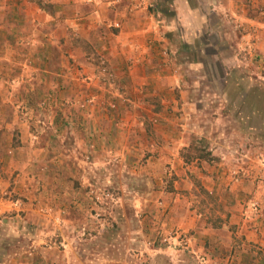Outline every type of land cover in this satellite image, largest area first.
I'll list each match as a JSON object with an SVG mask.
<instances>
[{
    "label": "rangeland",
    "instance_id": "rangeland-1",
    "mask_svg": "<svg viewBox=\"0 0 264 264\" xmlns=\"http://www.w3.org/2000/svg\"><path fill=\"white\" fill-rule=\"evenodd\" d=\"M123 1L94 28V0H0V264H264L261 246L207 238L221 203L264 221V54L244 48L264 0H126L167 43L130 54ZM182 1L196 19L180 25Z\"/></svg>",
    "mask_w": 264,
    "mask_h": 264
},
{
    "label": "crops",
    "instance_id": "crops-1",
    "mask_svg": "<svg viewBox=\"0 0 264 264\" xmlns=\"http://www.w3.org/2000/svg\"><path fill=\"white\" fill-rule=\"evenodd\" d=\"M21 2H22V0H21ZM67 2H69V0H67ZM94 2L96 3L95 6L97 8L90 7L89 13H92V14L84 16V19H90L89 20V21H91L90 24L92 22L93 23L97 22V19L103 20L104 18L109 17L107 14H105L104 11L106 9V6L110 5L111 2L113 3V0H94ZM125 2H127V1L124 0L122 2V4L118 5L116 10L114 11L116 14L118 13L119 17H123V24L126 25L128 28H130L129 35H127L128 33H126V34L124 33L123 35L119 36V38H118V40L121 41L122 43H125V41H127L125 51L128 54L135 53V51H139V53L142 52L143 41L147 37H151V35L155 34L156 32L157 33L155 35H159V34L162 35V37L160 35V38H159V42H160V40L162 42H161V44L159 42H157L154 50L156 51L157 46L162 47V46H164V44H167L166 41L163 39V34H162V29H161V28H163V25L160 24V26H159L160 21L153 19L151 15L140 13V11L139 12L131 11L129 5H126ZM19 4H21V3H19ZM233 4L229 0L226 2V6H224V8H227L229 5L233 6ZM174 9H175V16H176L175 24L183 25V20L185 21L189 15L192 16L193 20L196 19V16H194V12L192 13V11H194L193 8L188 7L187 4L183 1L181 4L175 6ZM94 14H97L98 17H93L92 15H94ZM154 20L156 21L155 25H154V23H155ZM99 21L100 20H98V22ZM93 23L91 25H94ZM166 23H169V22H166ZM163 24L165 25V22ZM88 26H90V25L88 24ZM96 26H98V25L95 24L93 27L96 28ZM5 30L6 29L1 30V33H4ZM89 32L87 33L88 34L87 39H85V40L86 41L91 40L93 43L95 41L92 39V35L95 32V30L91 29ZM127 36H129V37H127ZM253 37H254L253 39H250L251 42L249 43V45H247V47H244V48H246L245 50L253 53L254 56L264 54V28H262L261 31L259 33L255 34ZM96 42L98 43V45H97V47H98L99 46L98 40H96ZM239 45H242V44H239ZM105 47H106V49H104ZM103 49H104V52L106 54H108V56H109L110 66L116 67V68L119 67V65H121L120 57L119 56H112L111 53L109 52L110 50L108 49V45L104 46ZM145 82H144V85H139L140 83H138V82L135 83L133 81V79L130 77L129 82H127V85L131 89L132 88L138 89L139 90L138 94H141L144 96L152 88H154V85L150 81L147 83H145ZM142 86H144V87H142ZM142 91H143V93H142ZM115 101H117V100H115ZM102 104L104 105V103H102ZM115 110H116V112H114V115H120V113L124 110V106L123 107L118 106V107H116ZM117 110H118V112H117ZM110 112H112V111H110ZM104 115L107 117L106 118L102 117L101 121L103 122V124H106L110 128L111 122H112V120H110V119H117V117H113L112 115H106V114H104ZM3 132H4V130H3ZM174 163H175L174 173L176 175L182 174V172H184V170H182V168H180L181 167L180 165L176 164V161ZM173 188L175 189L176 187H173ZM181 188H184V185H181ZM231 188H233V187H230V189ZM190 208H192L194 210V211H191V212H193V215H195L194 218L191 217L192 215L189 212L190 220L194 219L192 221L194 226L197 224H200V225H202L203 223L206 224L207 218H211V217H209L210 214H208L206 211H204V209L199 210V208H201V206L197 207V205L191 204ZM182 211H185V210L182 208ZM196 215H197V217H196ZM206 216H208V217H206ZM218 217L220 218V220H219L220 223L218 224V228H216L215 231L212 230L211 233H207L208 234L207 238H208V236L210 237V235H212L213 240L216 241V240H218V236H219L218 232L226 233L227 234V236H226L227 240L226 241H229L232 245H236L238 248H240V250H238L239 252H237V253L241 254V256H244V254H242V252L244 251V248L256 247V245L261 246V249H262L261 251L264 252V221H263V219H262V222H261V220L258 222L255 219L243 218L241 215L240 207H238V205H236V207H233V205H232L229 208L225 209V206L222 205V203L220 204V212H219ZM251 220H252V222H251ZM218 241L220 242V240H218ZM233 256L234 255H232V259H233ZM249 259H251L250 256H249ZM253 259H255V258H253ZM258 259H260V258H258ZM85 261H86L85 264H88V263L96 264V263H98V259H85ZM66 264H75V263L73 261H71V259H67ZM104 264H125V263H124L123 259H114L112 261L110 259H106V263H104Z\"/></svg>",
    "mask_w": 264,
    "mask_h": 264
},
{
    "label": "trees",
    "instance_id": "trees-1",
    "mask_svg": "<svg viewBox=\"0 0 264 264\" xmlns=\"http://www.w3.org/2000/svg\"><path fill=\"white\" fill-rule=\"evenodd\" d=\"M40 7V6H39ZM41 9H43V10H49L50 8L49 7H47V6H45V7H40ZM107 106V105H106ZM197 158H203V160H209L210 159V157H209V153L208 152H202L201 154L200 153H198V155H197Z\"/></svg>",
    "mask_w": 264,
    "mask_h": 264
}]
</instances>
